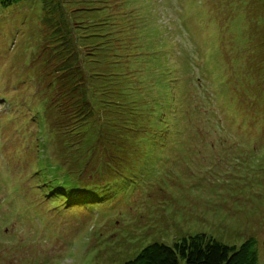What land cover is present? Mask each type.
Returning <instances> with one entry per match:
<instances>
[{
    "label": "rangeland",
    "instance_id": "1",
    "mask_svg": "<svg viewBox=\"0 0 264 264\" xmlns=\"http://www.w3.org/2000/svg\"><path fill=\"white\" fill-rule=\"evenodd\" d=\"M57 25L79 116L52 102ZM198 232L254 236L264 264V0L0 8V264H124Z\"/></svg>",
    "mask_w": 264,
    "mask_h": 264
},
{
    "label": "trees",
    "instance_id": "2",
    "mask_svg": "<svg viewBox=\"0 0 264 264\" xmlns=\"http://www.w3.org/2000/svg\"><path fill=\"white\" fill-rule=\"evenodd\" d=\"M20 0H0V8ZM60 39L58 46L64 44L69 47L73 42L67 30L61 26L56 28ZM53 29V30H54ZM87 46V45H86ZM74 50L70 51L66 57L62 49L54 53V57H48L51 64L55 61V74L50 77L54 82L57 77L58 85L54 84L53 94L60 112L68 113L71 116L86 114L91 110V99L89 96L88 77L86 69L83 67V57H79ZM85 53H88L84 50ZM92 54V52H90ZM63 54V55H62ZM90 54V55H91ZM81 62V64H79ZM55 83V82H54ZM81 116V115H80ZM257 239L252 236L247 238L240 246L227 243L217 239L207 232L184 235L174 240L172 243L155 240L145 245L136 256L125 261L124 264H261Z\"/></svg>",
    "mask_w": 264,
    "mask_h": 264
}]
</instances>
